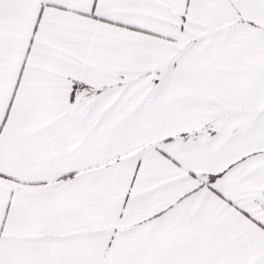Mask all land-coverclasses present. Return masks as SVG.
<instances>
[{
	"label": "snow or ice",
	"instance_id": "6c2138e0",
	"mask_svg": "<svg viewBox=\"0 0 264 264\" xmlns=\"http://www.w3.org/2000/svg\"><path fill=\"white\" fill-rule=\"evenodd\" d=\"M0 264H264V0H0Z\"/></svg>",
	"mask_w": 264,
	"mask_h": 264
}]
</instances>
